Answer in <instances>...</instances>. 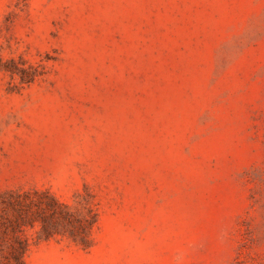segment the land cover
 Here are the masks:
<instances>
[{"label":"rangeland","instance_id":"rangeland-1","mask_svg":"<svg viewBox=\"0 0 264 264\" xmlns=\"http://www.w3.org/2000/svg\"><path fill=\"white\" fill-rule=\"evenodd\" d=\"M15 235L25 264H264V0H0Z\"/></svg>","mask_w":264,"mask_h":264},{"label":"trees","instance_id":"trees-1","mask_svg":"<svg viewBox=\"0 0 264 264\" xmlns=\"http://www.w3.org/2000/svg\"><path fill=\"white\" fill-rule=\"evenodd\" d=\"M20 223H11L10 230L21 231ZM7 255L0 257V264H25L24 253L27 242L21 235L13 236V240L8 244Z\"/></svg>","mask_w":264,"mask_h":264}]
</instances>
